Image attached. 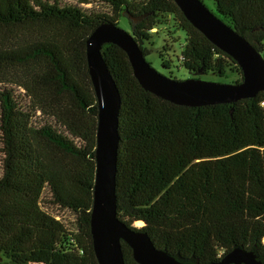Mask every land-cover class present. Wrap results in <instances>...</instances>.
Returning a JSON list of instances; mask_svg holds the SVG:
<instances>
[{"label":"trees","instance_id":"trees-1","mask_svg":"<svg viewBox=\"0 0 264 264\" xmlns=\"http://www.w3.org/2000/svg\"><path fill=\"white\" fill-rule=\"evenodd\" d=\"M210 2L264 58V0ZM123 17L145 57L157 26L171 20L185 33L176 62L166 45L159 51L169 74L224 76L234 67L243 80L173 0H0V27L54 28L0 50V254L11 259L0 264H98L90 231L98 107L86 40ZM101 55L121 96L119 218L183 262L219 261L242 247L264 264V90L176 105L141 87L120 47L105 43ZM122 251L125 264H138L125 242Z\"/></svg>","mask_w":264,"mask_h":264},{"label":"water","instance_id":"water-1","mask_svg":"<svg viewBox=\"0 0 264 264\" xmlns=\"http://www.w3.org/2000/svg\"><path fill=\"white\" fill-rule=\"evenodd\" d=\"M173 1L197 30L238 63L243 80L234 84L195 78L175 80L155 69L132 34L121 26L104 21L91 32L86 40V60L97 99L98 123L90 231L98 264H125L122 242L132 249L138 264H195L183 262L157 248L145 232L130 228L118 216L115 188L121 96L102 58L103 44H115L127 54L133 74L144 90L176 105L229 103L254 97L264 90V58L243 35L224 23L201 0ZM204 264L263 263L252 251L234 247L219 261Z\"/></svg>","mask_w":264,"mask_h":264},{"label":"rangeland","instance_id":"rangeland-1","mask_svg":"<svg viewBox=\"0 0 264 264\" xmlns=\"http://www.w3.org/2000/svg\"><path fill=\"white\" fill-rule=\"evenodd\" d=\"M204 2L213 9L210 0H204ZM119 23L122 28L131 32V27L126 17L121 18V20H119ZM52 31H54V28L52 27H40L33 25L13 28L0 27V50L9 49L17 45L18 43H24L28 39L35 38L41 34L49 33ZM153 31H157V33L153 34L152 43H146L147 49L150 50V54L146 57V59L152 64L155 69H157L162 74L166 76L173 75L179 80L195 78L205 81L228 84H234L237 80L240 79L241 75L234 67H232V69H229L224 76H218L212 73L204 74L201 72L190 73L184 68L173 69V72L171 71L172 73L169 74L168 71H166L161 65L159 51L162 50L163 45H166L167 48L164 54L166 53L169 57H172L173 62H176L179 56V52L185 44L186 35L184 32L174 26V23H172L171 20L163 25L157 26L156 30L154 29ZM4 77H6V70L0 69V83L2 80H4ZM12 77H15L14 74H12ZM135 226L139 227L142 226V224L136 223ZM0 260L3 262L11 263V259L9 258V256L4 254H0Z\"/></svg>","mask_w":264,"mask_h":264},{"label":"bare ground","instance_id":"bare-ground-1","mask_svg":"<svg viewBox=\"0 0 264 264\" xmlns=\"http://www.w3.org/2000/svg\"><path fill=\"white\" fill-rule=\"evenodd\" d=\"M138 224H141L140 222H137Z\"/></svg>","mask_w":264,"mask_h":264}]
</instances>
